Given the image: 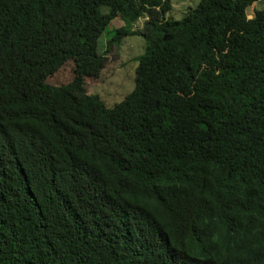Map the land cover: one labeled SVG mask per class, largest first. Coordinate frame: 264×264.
<instances>
[{"label": "trees", "instance_id": "obj_1", "mask_svg": "<svg viewBox=\"0 0 264 264\" xmlns=\"http://www.w3.org/2000/svg\"><path fill=\"white\" fill-rule=\"evenodd\" d=\"M256 1L0 0V264H264ZM137 33L109 105L85 82Z\"/></svg>", "mask_w": 264, "mask_h": 264}, {"label": "rangeland", "instance_id": "obj_2", "mask_svg": "<svg viewBox=\"0 0 264 264\" xmlns=\"http://www.w3.org/2000/svg\"><path fill=\"white\" fill-rule=\"evenodd\" d=\"M198 0H170V13L173 17H180L188 6L196 4ZM264 0H257L253 5L247 7L249 14L253 13L254 7H261ZM106 10V7H103ZM144 18L139 17L134 28L144 27ZM118 23L111 20L107 25L104 34H112V26ZM120 23V21H119ZM102 35L99 38L98 49L104 51L107 38ZM144 37L142 34H128L124 36L119 45L112 44L110 49L106 50V59L100 69L99 76L96 80L88 79L85 87L89 90L100 93L106 103L109 105L122 98L134 85V69L137 64V57L144 51Z\"/></svg>", "mask_w": 264, "mask_h": 264}, {"label": "water", "instance_id": "obj_3", "mask_svg": "<svg viewBox=\"0 0 264 264\" xmlns=\"http://www.w3.org/2000/svg\"><path fill=\"white\" fill-rule=\"evenodd\" d=\"M250 16V15H249Z\"/></svg>", "mask_w": 264, "mask_h": 264}]
</instances>
